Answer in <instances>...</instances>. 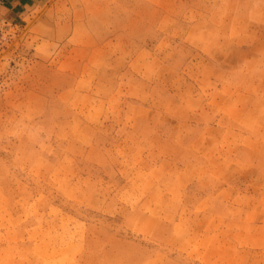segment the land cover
Returning <instances> with one entry per match:
<instances>
[{"label":"crops","instance_id":"1","mask_svg":"<svg viewBox=\"0 0 264 264\" xmlns=\"http://www.w3.org/2000/svg\"><path fill=\"white\" fill-rule=\"evenodd\" d=\"M61 1L66 9H53L55 22L41 31L45 36H37L34 48L49 51L48 63L60 77L56 95L91 99L81 108L83 130L96 127L91 118L96 101L107 115L100 126L116 130L110 141H98L104 149L99 152L93 139L86 141L81 160L93 167L50 169L51 177L66 178L53 184L55 190L64 191L84 216L46 197L17 200L16 212L0 200V264H176L170 251L180 254L207 217L224 224L236 245L255 258L247 264L262 261L264 87L213 86V71L185 76L163 52L155 53L163 38L126 40L119 34L125 28L100 37L89 20L67 14L85 12L87 0ZM40 2L0 0V13L21 17ZM167 14L162 12V20ZM71 64L76 70L69 83L62 76L71 73ZM205 113L209 118L200 120ZM66 158L76 160L68 152L58 160ZM8 186L1 183L0 191ZM107 220L119 221L132 237L119 235Z\"/></svg>","mask_w":264,"mask_h":264},{"label":"rangeland","instance_id":"2","mask_svg":"<svg viewBox=\"0 0 264 264\" xmlns=\"http://www.w3.org/2000/svg\"><path fill=\"white\" fill-rule=\"evenodd\" d=\"M154 1L152 5H143L142 0H87L85 12L67 14L71 19L89 20L100 37L112 29L125 28L126 31L119 34L126 40L138 38L155 42L159 38L161 42L163 38L165 44L154 47L155 53L163 52L173 68L185 76L195 77L198 71L210 76L213 71L217 77V82L209 80L213 86L250 90L264 87V78L260 76L264 75V0ZM53 3V0H41L21 17L0 13L3 33L0 41V188L1 183L10 185L6 193L0 191V200L9 201V210L16 212L17 200L31 202L35 196L46 197L84 216L86 212L71 204L64 191L55 190L53 184L65 183L66 178L51 177L50 169L93 167L81 160L85 148L86 151L89 148L85 146L86 141L93 139L99 152L104 149L98 147V141L107 138L110 141L116 129L103 126L107 115L104 112L101 115L96 101V109L91 114L96 127L83 130L81 126L86 118L81 108L91 99L70 92L56 95L53 91L60 77L54 65L48 63L49 51L34 48L37 36H45L41 31L55 22L53 9L65 8L58 0L49 10L50 15H45ZM136 11L138 15L134 14ZM162 12L168 13L163 20ZM157 25L167 27L168 31L157 30ZM44 41L43 46L49 44L47 39ZM67 67L71 73L62 77L71 83L76 65ZM224 72H231L232 78ZM244 73L246 75H242ZM189 79L194 82V78ZM189 86L195 87L194 83ZM208 118V113L199 117L200 120ZM65 152L75 154L76 160H58ZM98 152L91 149L93 155ZM2 173L9 176L4 177ZM89 217L97 218V215ZM204 219L201 221L206 222L197 225L200 231H191L180 254L170 251L176 264H247V260L255 259L249 251L236 245L224 224L217 220L211 222L208 217ZM106 223L119 235L132 237L119 221L107 220ZM257 262L264 264V259L253 264Z\"/></svg>","mask_w":264,"mask_h":264},{"label":"built area","instance_id":"3","mask_svg":"<svg viewBox=\"0 0 264 264\" xmlns=\"http://www.w3.org/2000/svg\"><path fill=\"white\" fill-rule=\"evenodd\" d=\"M2 38H3V33L1 32V29H0V41Z\"/></svg>","mask_w":264,"mask_h":264}]
</instances>
